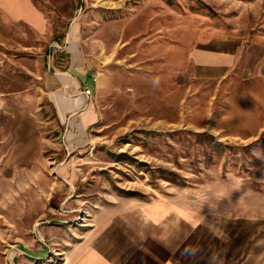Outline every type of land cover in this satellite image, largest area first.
Instances as JSON below:
<instances>
[{
	"label": "rangeland",
	"instance_id": "obj_1",
	"mask_svg": "<svg viewBox=\"0 0 264 264\" xmlns=\"http://www.w3.org/2000/svg\"><path fill=\"white\" fill-rule=\"evenodd\" d=\"M33 2L45 33L0 5V264H125L165 202L189 212L161 222L191 235L177 257L264 264V81L241 76L264 47V0ZM74 24L99 116L76 142L44 85ZM218 48L238 53L233 68L205 78L202 51ZM19 111L40 134L26 164L5 130ZM190 213L193 232L180 226Z\"/></svg>",
	"mask_w": 264,
	"mask_h": 264
},
{
	"label": "crops",
	"instance_id": "obj_2",
	"mask_svg": "<svg viewBox=\"0 0 264 264\" xmlns=\"http://www.w3.org/2000/svg\"><path fill=\"white\" fill-rule=\"evenodd\" d=\"M0 5L12 22L25 23L36 31L45 33L47 21L33 0H1ZM76 25L74 24L71 32L66 35L64 47L60 46V51L62 49L67 54V64L61 67L50 66V72L46 75L44 81L47 92L46 98L56 112L61 125L67 126L66 132H69V135H71L70 139L73 142L77 141H75V138H78L76 136L85 135L87 130L99 121L97 109L92 101V84L89 82L87 60L81 51L80 45L77 43L79 32ZM228 54H234L235 57L238 53L226 52L225 48H218L217 52L202 51L201 64L197 66H201L206 74L203 77L209 79L227 77L229 70L233 68V65L226 61ZM248 56L249 60L243 65L241 76L244 80L264 81V47L251 48L247 54ZM52 58L53 55H50L51 64ZM215 73H217L216 76L214 75ZM88 91L91 92V96H87L86 93ZM36 119L37 117L34 113L27 111H19L6 119L5 130L11 135V151L13 153L10 158L13 160H21V163L26 164L27 160L32 162L33 159L38 157V152L41 149ZM153 209L151 210L150 208L146 216H142L143 219L149 217L147 220L154 224L152 228L144 224L146 225L145 232L149 233L153 229L152 232L149 233L148 239L143 244L136 246L129 244V246L135 248L131 249L133 252L125 258V264H194L193 261L195 260L197 263L198 258L194 256L185 257L184 259L177 257V254L187 246L191 235H183L180 240L172 238V233H163L162 226L164 225L161 224L169 217L172 220L170 223L175 221L178 224L177 213L188 214L189 212L177 210L172 204L166 202L161 206H157V209ZM153 214L157 215L149 216ZM190 214L191 220H181L180 226L189 227L193 232V228H195L192 222L193 213ZM174 231H178L177 226ZM190 245L192 246V244ZM207 257L205 255L201 256L199 263H220L221 256L219 255ZM100 262L104 264L102 259ZM116 263V257L110 256L108 264Z\"/></svg>",
	"mask_w": 264,
	"mask_h": 264
},
{
	"label": "built area",
	"instance_id": "obj_3",
	"mask_svg": "<svg viewBox=\"0 0 264 264\" xmlns=\"http://www.w3.org/2000/svg\"><path fill=\"white\" fill-rule=\"evenodd\" d=\"M86 94H87V96H91V92L90 91H88Z\"/></svg>",
	"mask_w": 264,
	"mask_h": 264
}]
</instances>
